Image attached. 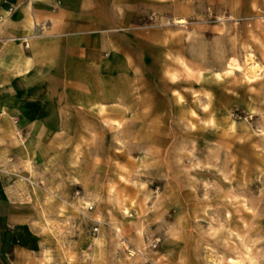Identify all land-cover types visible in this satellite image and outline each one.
<instances>
[{
  "label": "rangeland",
  "instance_id": "374dc122",
  "mask_svg": "<svg viewBox=\"0 0 264 264\" xmlns=\"http://www.w3.org/2000/svg\"><path fill=\"white\" fill-rule=\"evenodd\" d=\"M135 1L158 114L22 179L8 264H264V0Z\"/></svg>",
  "mask_w": 264,
  "mask_h": 264
},
{
  "label": "crops",
  "instance_id": "0c3cea01",
  "mask_svg": "<svg viewBox=\"0 0 264 264\" xmlns=\"http://www.w3.org/2000/svg\"><path fill=\"white\" fill-rule=\"evenodd\" d=\"M136 3L0 0V264L31 244L22 179H46L49 156L82 137L158 114Z\"/></svg>",
  "mask_w": 264,
  "mask_h": 264
},
{
  "label": "bare ground",
  "instance_id": "6f19581e",
  "mask_svg": "<svg viewBox=\"0 0 264 264\" xmlns=\"http://www.w3.org/2000/svg\"><path fill=\"white\" fill-rule=\"evenodd\" d=\"M246 59H247V62L249 61L248 64H247V68L245 70L246 71V75L253 76V77L257 76V70L259 69V67L256 65L255 62L252 61L253 59H251L250 56H249V58H246Z\"/></svg>",
  "mask_w": 264,
  "mask_h": 264
},
{
  "label": "built area",
  "instance_id": "2783aa9c",
  "mask_svg": "<svg viewBox=\"0 0 264 264\" xmlns=\"http://www.w3.org/2000/svg\"><path fill=\"white\" fill-rule=\"evenodd\" d=\"M10 11H11V10H10ZM91 208H92V207L89 205V206L87 207V210H91Z\"/></svg>",
  "mask_w": 264,
  "mask_h": 264
}]
</instances>
